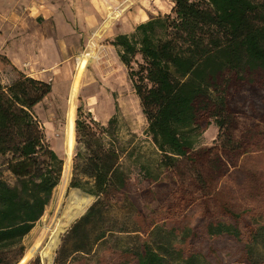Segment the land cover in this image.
<instances>
[{"label":"trees","instance_id":"1","mask_svg":"<svg viewBox=\"0 0 264 264\" xmlns=\"http://www.w3.org/2000/svg\"><path fill=\"white\" fill-rule=\"evenodd\" d=\"M171 2L169 12L150 16L109 43L139 100L146 134L159 154L155 166L189 182L193 199L217 210L220 218L210 214L205 224L207 236L232 238L240 243L242 262L264 264V221L252 210L264 202V0ZM4 63L15 76L0 84V264H17L25 253L23 238L60 182L63 159L33 112L50 83L24 74L0 54ZM238 116L253 122L235 137ZM210 122L216 139L199 146ZM74 136L69 187L94 201L63 236L56 264L119 234L134 240L113 247L119 264H212L199 251L175 249V239L184 245L196 236L190 228L155 223L141 240L138 229L117 227L108 218L128 180L116 115L103 124L78 106Z\"/></svg>","mask_w":264,"mask_h":264},{"label":"rangeland","instance_id":"2","mask_svg":"<svg viewBox=\"0 0 264 264\" xmlns=\"http://www.w3.org/2000/svg\"><path fill=\"white\" fill-rule=\"evenodd\" d=\"M102 1L93 0V3L95 2L97 5ZM123 6L124 4L116 2L107 6L105 12L102 13L104 18L101 22L110 19L111 23L118 21L121 16L117 17L116 9ZM126 6L124 15L131 18H133L132 13L136 15V11L145 7L148 19L150 16L169 12L172 2L171 0H126ZM93 14H90L87 22L85 20L81 22L78 20L69 21L66 29L64 24L61 25L59 33L64 35L66 43L64 51L62 47H60V52L55 51L54 46L45 48V56L47 55L49 59L56 57L58 62L56 65L50 69L45 67L39 69L36 63L32 69L28 66V70L34 74L35 78L44 80L51 85L50 93L33 108L35 116L43 127L48 144L62 159L64 158L63 137L66 114L64 105L69 101L75 77L79 75V86L73 95L75 117L78 106L82 107L84 112H90L96 121L103 124L112 115H116L119 141L126 148L121 161L128 180L125 187L117 194L115 205L110 211L111 215L108 218L113 217L111 222H116V226L120 228L138 229L141 240L148 239L149 231L155 223H164L168 228H190L192 231H196V236L188 239L184 245L175 239L173 243L175 249H184L186 253L199 251L212 264H246L242 262L239 242L225 236L213 239L206 235L204 228L210 219L208 217L210 214H215L217 210L215 208L206 209L201 201L193 199L194 187L189 182L184 185L172 171L160 170L155 166L159 154L146 134L147 122L141 112L139 100L134 94L126 69L119 62L114 47L109 43L118 32H130V27L114 30L111 27L113 24L110 22L101 23L103 26L96 25ZM99 17L101 18V13H99ZM135 17L133 19L135 22L133 21L132 25L140 21L137 16ZM94 49L98 53L97 58L85 56L86 52ZM82 59H84V66L81 68ZM14 76L15 72L9 64L0 65L1 85L7 84ZM246 111L249 112L248 109ZM237 119L239 129L234 133L235 137L239 136L240 131L253 122L250 118L242 116H238ZM216 136L217 128L213 122H210V125L202 133L198 145L211 146ZM74 147L75 136L70 153L71 168L68 188L65 193H69L71 189L85 193L77 188L69 187L73 174ZM141 166L150 170L151 177L144 176ZM158 173L160 176L157 180L148 178L157 176ZM5 175L8 177L7 174ZM59 186L60 182L55 187L44 214L23 238L22 243L25 246V251L31 245L35 233L48 223L56 210L59 209L65 195V193H60ZM192 200L195 201L192 202ZM93 201L94 197L91 196L85 210L60 235L57 248L49 260L43 261L39 256H35L27 264L31 262L56 264L55 257L63 236ZM252 210L259 213L257 216L262 217L264 221V202L252 206ZM215 216L220 218L217 214ZM219 221L227 220L219 219ZM131 234L133 236L135 233ZM116 236L118 238L108 236L103 241L91 245L88 252L71 254L65 259V264H119L116 257L112 255L115 250L113 247H124L134 240L131 237L126 238L124 234Z\"/></svg>","mask_w":264,"mask_h":264},{"label":"crops","instance_id":"3","mask_svg":"<svg viewBox=\"0 0 264 264\" xmlns=\"http://www.w3.org/2000/svg\"><path fill=\"white\" fill-rule=\"evenodd\" d=\"M115 2L123 5L126 0H103L97 5L93 0H0V54L16 69L35 77L28 66L32 69L36 63L39 69H50L58 63L56 57L45 56V48L54 46L60 52L62 47L64 51L65 37L59 33L61 25L66 29L69 21L87 22L93 13L96 25L110 22L114 30L130 27L132 31L142 22L132 25L137 14L132 13L131 18L124 15L126 12L116 22L111 23V19L101 22L105 8Z\"/></svg>","mask_w":264,"mask_h":264},{"label":"bare ground","instance_id":"4","mask_svg":"<svg viewBox=\"0 0 264 264\" xmlns=\"http://www.w3.org/2000/svg\"><path fill=\"white\" fill-rule=\"evenodd\" d=\"M127 6L126 3L122 8L116 9L117 17L123 15L126 11ZM138 14L137 17L141 21H145L147 19V14L144 9H140L136 11ZM86 57H94L97 58V51L90 50L85 53ZM81 68L84 66V59L81 60L80 63ZM79 86V75L75 77L74 83L72 85V93L69 101L64 105L65 110V125H64V137L63 141H68L69 147L67 149V158L63 159V167L62 174L60 179V193L63 194L67 191L68 181L70 176V153L74 143V122H75V106L73 101V95L75 89ZM70 192H77L75 197V210L74 212L66 215L63 209H57L54 216L51 220L44 224L37 233H35L31 245L26 249L21 261L18 264H27L32 258L35 256H39L41 260H49L57 248L59 237L63 233V231L71 224V222L77 218L88 205L91 196L85 193H80L78 190L71 189Z\"/></svg>","mask_w":264,"mask_h":264},{"label":"water","instance_id":"5","mask_svg":"<svg viewBox=\"0 0 264 264\" xmlns=\"http://www.w3.org/2000/svg\"><path fill=\"white\" fill-rule=\"evenodd\" d=\"M68 147H69V143H68V141H65L64 142V155L65 156H64L63 159L67 158V149H68ZM76 195H77V192H74V193L69 192V193H65V195L63 196V198H62L63 200H61L59 209H63L65 211L66 215H69L70 213L75 211L73 209H75V207H76L75 203H74Z\"/></svg>","mask_w":264,"mask_h":264}]
</instances>
